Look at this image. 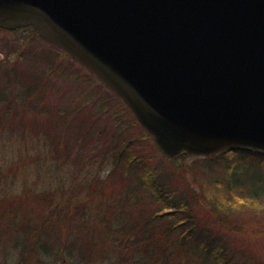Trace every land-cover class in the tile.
Masks as SVG:
<instances>
[{"label":"water","instance_id":"obj_1","mask_svg":"<svg viewBox=\"0 0 264 264\" xmlns=\"http://www.w3.org/2000/svg\"><path fill=\"white\" fill-rule=\"evenodd\" d=\"M87 68L169 158L264 152V0H0Z\"/></svg>","mask_w":264,"mask_h":264},{"label":"rangeland","instance_id":"obj_2","mask_svg":"<svg viewBox=\"0 0 264 264\" xmlns=\"http://www.w3.org/2000/svg\"><path fill=\"white\" fill-rule=\"evenodd\" d=\"M38 38H33L29 30L24 29L0 32V88L1 85L4 88L7 78L2 73L3 66L7 62L13 65L17 58H22L17 57L18 53L23 52L28 57L24 58L29 61H36L37 55L54 56L50 45L47 46ZM48 64L51 63L47 62L43 68L47 69ZM77 65L74 64L71 68L79 72L76 73L77 76L86 78L85 71ZM52 67L53 73L50 76L55 74L53 79L60 77L59 81L57 84L51 79L48 83L43 82L41 90L45 89L46 92H42L44 95L40 97L42 100L38 107L27 105L28 108L17 111L19 102L13 105L9 101L10 108L5 102L0 104V214L4 227H9V230L14 228L12 235L8 236V232H5L7 236H2V233L0 235V264H134L133 251L131 257L125 255L124 259L117 258L112 253L109 241H113V237L104 235L109 231L106 230V222L101 221L100 214L105 210L107 201L90 197L91 190L85 188V184L94 183L92 179L98 172L106 175L111 170L110 161L104 163L100 160L109 140H133L129 150H134L150 160H147L150 165L160 168L164 182L174 179V187L181 189V193L191 192L187 189L189 186L199 196L195 197L192 210L198 218L202 237L212 232L213 237L220 239L233 264H264V201L257 199L243 202L240 199L232 207L228 205L232 211L227 210L223 215L220 211L211 209L207 202H203L205 199L202 197V189L204 186L209 187L211 181H216L219 186L233 184L234 188H245L249 193L264 189L261 187L264 183L263 155L243 150L227 158L218 155L202 160L207 163H201L196 157L170 160L140 130L141 127L133 123L131 115L112 93L110 96L89 78L81 89L74 77L70 76L66 60L58 59L53 62ZM58 69L63 71H57ZM41 70L42 68L39 71ZM28 82L31 81L28 79ZM89 82L93 85L89 86ZM29 100L36 101L32 98ZM43 106L49 107L50 112L65 114L67 119L64 124L61 127H56L54 123L47 126L48 120L53 119V116H49L47 121L45 118L39 119L37 111L43 110ZM43 123H47L46 128L42 126ZM67 140H79V143L72 144L73 141ZM83 140H90L88 150L79 160L82 166L72 170L71 179L69 164L63 165L70 156L76 155ZM47 149L50 155L58 154L57 159L63 161L55 159L53 166L51 165L53 171L45 165V172L42 173L41 170H36L35 162L38 158H47ZM90 158L93 159L88 162ZM229 158L235 161L230 167L226 165ZM89 164H92L90 174H85L83 171ZM200 165L210 167V170H205ZM228 167L232 173H229ZM85 177L88 178L87 182ZM65 203L69 206L64 212L69 215L66 225L63 224L61 214ZM76 206L83 208L72 212L70 208ZM222 206L219 204L218 208ZM210 210L221 219H216ZM107 218L109 219L108 216L106 220ZM111 220V227L117 228L116 220ZM87 230L90 236H80V232L85 234L84 231ZM61 235L62 241L57 245ZM8 237L11 239L8 240ZM103 237L109 241L101 242ZM173 237L168 241L162 240L161 245L173 241ZM89 238L98 240V245L102 248L98 252L104 257L96 259L90 253L79 252L80 242ZM144 249L141 246V252ZM168 249L172 253L166 264H210L209 260H193L190 254L179 252L176 247L169 245ZM141 264H148V261ZM157 264H164L163 260L160 259Z\"/></svg>","mask_w":264,"mask_h":264},{"label":"trees","instance_id":"obj_3","mask_svg":"<svg viewBox=\"0 0 264 264\" xmlns=\"http://www.w3.org/2000/svg\"><path fill=\"white\" fill-rule=\"evenodd\" d=\"M24 30H29L33 38H38L31 28H25ZM0 32L3 31L0 30ZM39 40L42 41L41 39ZM46 45L49 46L48 44ZM49 47L53 49L51 52L54 56L37 55L35 56L37 57L36 61H33L32 59L29 61V59L24 58L27 56L21 52L18 53L17 57L22 58H17L13 65H10V63L7 62L3 66L2 73L6 75L7 78L4 83V88L2 85L0 88V104L5 102V105L10 108L11 104L8 103L9 101H11L13 105L15 102H19L17 103V105H19L17 106L19 108L17 111H22L25 108H28L27 105L38 107V104L42 100L40 97H43L44 95L42 92H46L45 89L41 90L43 82L46 81V83H48L51 79L57 84L59 81L60 77H57L56 80L53 79L55 74L50 76L51 73H53V62H57L58 59L61 61H67V68L71 72L70 76L74 77V80L79 83L81 89H83L85 84L88 83L87 78H89L93 82H96L98 88L100 87L102 90L106 91L107 94H110V92L107 91L93 75L88 73V71L80 65H77L65 53L55 47ZM47 62H50L51 64H48L49 66L45 69L43 66ZM74 64L75 66L77 65L79 69L85 71L86 78L77 76L76 73L79 72L74 71L71 68ZM41 68L42 70L39 71ZM48 70H51V72H48ZM57 71L63 70L58 69ZM74 74L75 76H73ZM28 79L31 82H28ZM92 85V82H89V86ZM30 98L36 99V101L30 102ZM14 109L16 110L15 107ZM48 110L49 107H44L43 110L37 111L39 113V119L45 118L47 121L49 116H53V119L50 118V120H48V124L43 123L42 126L47 124V126L50 127L51 123H54L56 127H61L64 124L65 119H67L65 114H56V112H50ZM125 111L129 113L126 108ZM61 115L63 116L61 117ZM130 117L132 118L133 123L138 126L135 119L132 116ZM77 126L79 127V125ZM140 130L145 133L147 137L152 139L151 135L145 130L142 128ZM45 133L46 131L43 133L44 139ZM58 138L59 135H57V139ZM70 141H73L72 144H76V142L79 143V140H67V142ZM44 142H46V140H44ZM82 142V145L79 146L80 150L77 151L76 155L74 157L70 156V161L66 160L63 165L64 167L65 164H69L68 169L70 170L71 179L73 178L72 170L77 169L80 165L82 166V162L79 160L82 159L84 152L88 150L87 145L90 140H83ZM132 142L133 140H109V145H105L106 150L102 153L100 160L104 163L110 161L112 163L111 170L108 171L106 175L98 172L92 179L94 181L93 184H85V188L91 190L92 194L90 197H98L99 200L105 199L107 201L105 210L100 212L101 221L106 222L105 227L106 230L109 231L108 234L104 233V235L112 236L113 241H109L105 237L101 238L100 241L104 243L109 241L111 245L110 249L117 258L124 259L125 255L131 257V251H133L135 253V256H132L134 264H141L143 261H148V264H157L160 259L166 264L172 253L168 249L169 245L178 248L179 252H187L188 255L190 254V257H193V260L196 258L197 261L201 259H203L202 261L209 260L210 264H233L232 259L229 258V253L223 248L220 239L217 240L213 237L211 235L212 232H207V236L202 237V229L199 227L198 218L192 210L195 197L199 196H196L193 191L189 189V186H187V189L191 192L181 193V189L174 187V183H176V181H173L174 179H171L170 182L168 180L164 182L162 179L165 178L162 176L160 168L154 167L152 164L150 165L148 162L150 160L140 156L134 150H129L131 149L130 144H133ZM103 144H106V142H103ZM243 150L254 152L247 149H235L224 151L219 154V156H226L227 158L228 156L234 155ZM45 155L47 157L46 159L44 157L42 160L38 158V161L35 162L36 170H41L42 173L45 172V165L49 170L51 169L55 159L58 162L63 161L60 158L57 159L59 157L58 154L50 155L49 149L45 151ZM260 155L264 156V154ZM185 157L186 156H181L180 159H184ZM211 158L212 157H196L195 159H200L201 163H205L206 161H202L203 159ZM92 159L93 158H90L88 162H91ZM229 159L230 160L229 162H226V165H229L230 167L235 161L233 159L231 160V158ZM39 161H42L43 163L40 164ZM91 165L92 164H89V166L84 169L83 172L85 174H90ZM200 167L205 170H210V167L207 168L204 165H200ZM229 167L227 170L229 173H232ZM51 171L53 170L51 169ZM87 179L88 178L85 177V182H87ZM84 183H82V185ZM209 184V187L204 186L202 189V197L205 199L203 202H207L211 209L214 211H220L223 215L229 210L232 211L228 205H231L232 207V204H236L240 199L243 202L246 200L257 199L264 201V189L254 190L251 191L252 193H249L250 191H248V189L234 188L233 184L219 186L216 181H211ZM261 187H264V183ZM114 195H116V197H114ZM219 204L223 205L222 208H218ZM64 207L65 208L62 210L61 214L64 221L63 224L66 225L65 221L68 220L69 215L65 214V209L68 210L69 206L65 203ZM82 208L83 206H76L73 209L70 208V210L72 212L75 211V209L81 211ZM210 211L216 219H221L219 216L215 215L214 211ZM106 216H108L109 219L107 218L106 220ZM111 219L116 220L118 224L117 228L111 227V224H113V220ZM88 230L84 231L85 234L80 232V236H90ZM195 230H197V233ZM5 232H8L7 235L10 236L14 232V228L12 227L9 230V227H4V224L2 223V215L0 214V235L2 233V236H7ZM174 235L176 236L173 237ZM62 237L63 235L58 238L57 245L62 241ZM170 237L174 238L173 241L162 246V240L168 241ZM9 239H11V237H8V240ZM74 242L76 243V241ZM141 246L145 247L143 252H141ZM100 247L97 239H84L80 242L79 252L82 254L90 253L97 259L99 256H105L98 252L102 249ZM115 250L117 251L116 253Z\"/></svg>","mask_w":264,"mask_h":264}]
</instances>
